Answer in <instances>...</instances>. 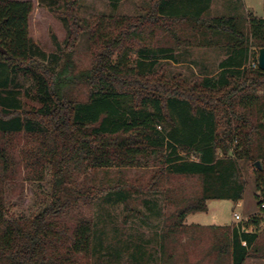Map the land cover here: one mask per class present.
<instances>
[{"label": "trees", "instance_id": "obj_1", "mask_svg": "<svg viewBox=\"0 0 264 264\" xmlns=\"http://www.w3.org/2000/svg\"><path fill=\"white\" fill-rule=\"evenodd\" d=\"M210 1L155 0L145 17L99 19L90 32L91 39L101 44L100 51L89 70L74 73L72 52L82 32L75 0H64L68 38L63 50L58 47L61 55L54 54L49 61L29 36L34 2L0 0V91L10 89L18 77L28 79L38 104L23 114L16 109L0 112V135L22 132L33 139V146L23 152L30 171L26 177L41 182L48 172L52 199L29 219L8 217L2 184L12 157L0 150V264H70L71 257L91 252L92 222L80 221L70 229L54 220L65 205L60 188L69 168L83 172L145 168L154 162L160 168L148 193H171L172 189H154L165 176L197 178L200 193L175 213L165 233L168 239L177 227H187L186 217L206 212L207 201L241 200L245 184L239 178V162H259L260 169L254 164L258 173L254 199L264 213L260 209L264 201V72L245 68L250 48L257 52L264 48V19L250 15L248 20L204 19L202 13ZM175 23L189 25L211 43L226 45L230 55L215 76L189 86L152 73L158 61H175V56L171 49L154 47L146 39ZM171 33L175 35L174 30ZM129 49L136 58L132 65L126 63ZM79 84L89 90L83 102L72 93ZM101 195L127 200L123 190L114 189L87 198L94 201ZM248 218L231 226L209 227L213 242L206 255L210 264H244L257 254L264 258V243L257 241L263 219ZM59 246H65L66 253Z\"/></svg>", "mask_w": 264, "mask_h": 264}, {"label": "rangeland", "instance_id": "obj_2", "mask_svg": "<svg viewBox=\"0 0 264 264\" xmlns=\"http://www.w3.org/2000/svg\"><path fill=\"white\" fill-rule=\"evenodd\" d=\"M32 1L34 10L29 18V36L49 61L52 55H61L58 47L63 50L68 38V29L63 21L64 0H47L44 4H39L38 0ZM154 1L75 0V14L81 22L82 32L72 52L74 73L89 70L94 54L100 51L101 44L91 39L90 32L99 19L108 21L145 17L150 14ZM231 2L213 0L203 18L235 17L248 20L252 16L264 19V0H234L235 5H231ZM171 30H174L175 35ZM148 39L147 42L152 46L171 49L175 56V61H158L152 73L161 75L167 81L180 80L189 86L200 78L215 76L220 61L229 53L224 44L211 47L203 45L200 34L185 23L172 24L168 31L158 29ZM126 52L129 56L126 63L132 65L136 58L131 54L132 50ZM249 54L245 68L255 70L252 64L256 62L257 50L251 47ZM33 91L34 86L30 80L18 77L10 89L0 91V112H13L16 109L23 114L38 108L32 98ZM261 92L257 90V93ZM72 93L76 100L83 102L89 90L79 84ZM12 98L15 100L11 101ZM33 143V139L22 132L0 135V150L12 157L8 178L2 184L8 217L26 220L51 204L49 173L41 182L29 181L26 177L30 171L25 167L23 152L31 148ZM255 163L239 162V178L245 184L240 201H207L206 212L191 214L185 222L226 227L233 220V213L245 216L257 211L252 216L259 215L254 199L255 180L258 177ZM159 168V165L151 162L145 168L110 167L86 172L68 169L65 182L60 188L65 205L54 216V220L70 229L80 221H90L94 229L91 252L87 256L71 257L70 264H210L206 255L213 242L209 227H177L170 238H165L175 213L189 198L199 195V180L194 177L165 176L154 189H172L171 193H148L147 187ZM110 189L123 190L126 202L115 195H101L94 201L87 198L91 193L107 192ZM80 191L85 196L79 195ZM246 218L242 217L243 220ZM59 249L62 254L66 253L65 246H59ZM168 256L171 259L167 260ZM258 257L257 254L250 258Z\"/></svg>", "mask_w": 264, "mask_h": 264}, {"label": "crops", "instance_id": "obj_3", "mask_svg": "<svg viewBox=\"0 0 264 264\" xmlns=\"http://www.w3.org/2000/svg\"><path fill=\"white\" fill-rule=\"evenodd\" d=\"M232 3L235 5V2H234V0H232V2H231V5H232ZM213 4V0H211L210 1V3H209V5L207 6V8H205V10L203 11V16L208 12L207 11V9L209 8H211V5ZM241 9V8H240ZM247 14V13H246ZM202 16V17H203ZM198 32V31H197ZM199 33V32H198ZM200 34V33H199ZM200 37H201V42H202V44L203 45H205V46H208V47H211V46H216L217 44H219V43H211V41L207 38V39H205L202 35H200ZM214 44H216V45H214ZM223 46H226V45H223ZM230 54L228 53L227 55H226V57L224 58V60L225 59H227V57L229 56ZM224 60H222V61H220V63L221 62H223ZM220 63H219V65H220ZM219 65H218V71H219ZM240 201V200H239ZM237 213V212H236ZM234 214V213H233ZM237 214H239V213H237ZM253 214H257V211H255V212H251V213H249L248 215H245V216H241V218L242 217H244V218H248L249 216H252ZM259 216H261L262 217V219L264 220V213L263 212H260V210H259ZM263 220H262V222H261V224H260V228H261V231H260V233H259V235H258V239H257V241H258V243L260 242V243H264V223H263ZM186 221V220H185ZM184 221V225L185 226H190V227H198V228H201V227H210V226H213V225H202V224H187L186 222ZM237 223H239V222H235L234 221V219L233 220H231V222H230V224L229 225H227V226H231V225H233V224H237ZM218 226H220V225H218ZM221 227V226H220ZM259 255V254H258ZM244 264H264V258H262V257H260V255H259V257L258 258H256V259H252V258H247L246 259V261H245V263Z\"/></svg>", "mask_w": 264, "mask_h": 264}, {"label": "water", "instance_id": "obj_4", "mask_svg": "<svg viewBox=\"0 0 264 264\" xmlns=\"http://www.w3.org/2000/svg\"><path fill=\"white\" fill-rule=\"evenodd\" d=\"M257 65H258V69L262 72H264V48H261L258 50L257 52ZM255 166L260 169V163L256 162Z\"/></svg>", "mask_w": 264, "mask_h": 264}, {"label": "built area", "instance_id": "obj_5", "mask_svg": "<svg viewBox=\"0 0 264 264\" xmlns=\"http://www.w3.org/2000/svg\"><path fill=\"white\" fill-rule=\"evenodd\" d=\"M252 66L254 67V68H258V65H257V59H256V62H254L253 64H252ZM260 209L261 210H264V201L261 203V205H260ZM233 219H234V221L235 222H243L244 220L241 218V216L239 215V214H237V213H234L233 214ZM246 219H249V218H246ZM245 219V220H246Z\"/></svg>", "mask_w": 264, "mask_h": 264}]
</instances>
